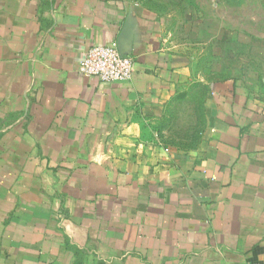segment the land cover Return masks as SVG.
<instances>
[{
  "label": "crops",
  "instance_id": "0c3cea01",
  "mask_svg": "<svg viewBox=\"0 0 264 264\" xmlns=\"http://www.w3.org/2000/svg\"><path fill=\"white\" fill-rule=\"evenodd\" d=\"M193 3L0 0V264H264V94L218 65L240 41L222 23L197 19L199 52L172 37L162 9L220 0ZM112 41L132 79L82 75ZM196 84L202 129L183 147L164 123Z\"/></svg>",
  "mask_w": 264,
  "mask_h": 264
},
{
  "label": "rangeland",
  "instance_id": "374dc122",
  "mask_svg": "<svg viewBox=\"0 0 264 264\" xmlns=\"http://www.w3.org/2000/svg\"><path fill=\"white\" fill-rule=\"evenodd\" d=\"M213 1L217 0H195V4L191 5L195 7L203 3L211 7ZM162 12L167 14L169 23L172 24L170 26L173 29L172 37L180 39L179 41L184 40L183 42L190 43L189 46L193 44L197 52L202 50L197 48V43H200L198 42L199 37L202 32L206 31V26L202 24V27L201 22L197 21V19L204 18V20H211L212 23L213 19L215 23L213 31H217L219 22L222 23L226 31L228 30L227 32L230 30V33L225 32L227 38H233V34L237 33L236 36L240 41L236 45V58L218 59L221 61L218 65L236 64L237 68H241V73L249 81H254L259 88L261 87V91H259L264 94V62L262 57H260H264V0H220L217 10L195 8L183 10L170 8L169 6L162 9ZM207 27L210 28V31H206L205 34L210 35L212 26L207 25ZM225 45L227 52H225L224 48H221L218 51L220 55L229 53L228 48L232 47L231 44ZM253 52H257L260 56L254 55ZM211 58H199V63L205 65ZM216 63L217 61H214L213 65ZM195 94H197L196 97L194 96ZM199 94L200 92L196 91L190 97L186 95L181 100H178L176 105L169 108L167 119L164 123L168 137L194 145L196 142L194 131L197 126L198 128L200 127L197 114V98Z\"/></svg>",
  "mask_w": 264,
  "mask_h": 264
},
{
  "label": "built area",
  "instance_id": "2783aa9c",
  "mask_svg": "<svg viewBox=\"0 0 264 264\" xmlns=\"http://www.w3.org/2000/svg\"><path fill=\"white\" fill-rule=\"evenodd\" d=\"M134 71V58L122 54L117 41L91 46L79 67L82 75L97 78L101 82L129 81Z\"/></svg>",
  "mask_w": 264,
  "mask_h": 264
},
{
  "label": "trees",
  "instance_id": "16d2710c",
  "mask_svg": "<svg viewBox=\"0 0 264 264\" xmlns=\"http://www.w3.org/2000/svg\"><path fill=\"white\" fill-rule=\"evenodd\" d=\"M195 90H197V92H200L198 98H197V110H198V117H199V128L197 126V129L194 131L195 133V138H196V142L194 143V145H189L187 144L186 142H183L181 140H177L176 138H173L171 139V142L175 143L176 145H181L183 147H194L196 146V144L198 143L199 141V133L202 129V124H203V121H202V117H203V112H202V106H203V102H204V97L206 95V91H205V87L202 89L201 86L198 84L195 85ZM196 92V91H195ZM187 95V93H182L181 95H179L178 97V100H181V98H184L185 96Z\"/></svg>",
  "mask_w": 264,
  "mask_h": 264
},
{
  "label": "water",
  "instance_id": "95a60500",
  "mask_svg": "<svg viewBox=\"0 0 264 264\" xmlns=\"http://www.w3.org/2000/svg\"><path fill=\"white\" fill-rule=\"evenodd\" d=\"M118 46H119V49H120L121 53H122V54H126V53H124V51L122 50L120 43L118 44Z\"/></svg>",
  "mask_w": 264,
  "mask_h": 264
}]
</instances>
